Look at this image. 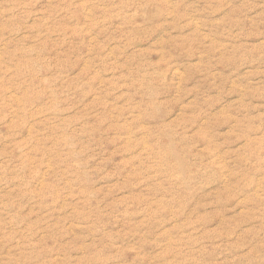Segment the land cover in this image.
<instances>
[{
    "label": "rangeland",
    "instance_id": "374dc122",
    "mask_svg": "<svg viewBox=\"0 0 264 264\" xmlns=\"http://www.w3.org/2000/svg\"><path fill=\"white\" fill-rule=\"evenodd\" d=\"M0 264H264V0H0Z\"/></svg>",
    "mask_w": 264,
    "mask_h": 264
}]
</instances>
